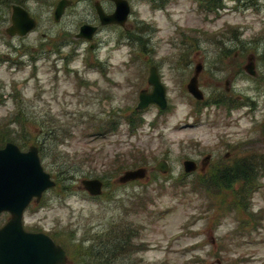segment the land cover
Segmentation results:
<instances>
[{
	"label": "rangeland",
	"instance_id": "rangeland-1",
	"mask_svg": "<svg viewBox=\"0 0 264 264\" xmlns=\"http://www.w3.org/2000/svg\"><path fill=\"white\" fill-rule=\"evenodd\" d=\"M14 1L37 27L9 37L11 9L0 3V136L21 135L10 121L19 114L32 138L49 128L60 134L42 166L61 182L26 209L25 228L54 231L73 249L127 217L134 232L130 264H264V178L240 208L233 190L242 182L217 190L199 181L264 155V0L247 8L225 0L215 13L195 0H128L125 28L99 25L93 4L111 12L106 0H72L58 22L52 18L58 0ZM83 24L98 27L91 41L75 38ZM228 28L239 35L221 36ZM251 56L255 76L244 69ZM197 64L202 101L186 90ZM151 65L168 106H149L133 128L129 117L139 91L150 90ZM221 96L226 100L218 102ZM109 120L117 128L102 134ZM186 159L198 165L189 176ZM160 160L169 165L165 174L154 169ZM140 167L145 178L118 183L124 171ZM101 177L106 182L94 199L80 181ZM67 255V264H77Z\"/></svg>",
	"mask_w": 264,
	"mask_h": 264
},
{
	"label": "water",
	"instance_id": "water-1",
	"mask_svg": "<svg viewBox=\"0 0 264 264\" xmlns=\"http://www.w3.org/2000/svg\"><path fill=\"white\" fill-rule=\"evenodd\" d=\"M114 9L106 13L99 2L94 3V9L101 26L116 25L124 27L131 9L127 0H107ZM70 0H59L53 11L54 21H59L66 7L70 6ZM12 25L6 29L10 36H24L33 30L36 22L28 12L20 6H12ZM97 31V26L83 24L75 35L77 39L92 40ZM92 48V45L90 46ZM245 71L255 75L253 57L248 58ZM202 69L201 64L195 66L194 72L186 90L188 94L201 101L204 96L199 89L198 76ZM147 84L151 91L142 89L138 94L136 110H144L151 105L164 110L167 108L166 88L162 83L158 70L151 66L148 71ZM209 158V157H208ZM205 158L202 163H207ZM183 169L186 173H192L197 169V163L193 160H184ZM155 170L165 174L169 171L168 163L160 160ZM147 169L140 167L124 171L117 179L124 184L130 181L140 180L146 176ZM83 189L91 196L96 197L102 193L103 183L99 179H82ZM55 186L51 176L43 169L38 150L31 146L27 151H21L15 144L8 142L0 149V214H10L9 221L0 228V264H66L65 251L55 244L43 233L27 232L23 228V213L32 199L38 203L43 192Z\"/></svg>",
	"mask_w": 264,
	"mask_h": 264
},
{
	"label": "trees",
	"instance_id": "trees-1",
	"mask_svg": "<svg viewBox=\"0 0 264 264\" xmlns=\"http://www.w3.org/2000/svg\"><path fill=\"white\" fill-rule=\"evenodd\" d=\"M14 0H0V3L9 5ZM204 2V3H203ZM16 3H18L16 1ZM200 8L207 13H215L221 7L220 0H199ZM204 4V5H203ZM228 33L223 32L221 36L234 37V35H239V33L231 28ZM226 50V49H225ZM225 96H221L218 99V102L225 101ZM141 114L138 111H132L129 117V123L131 126L135 125V121H138V115ZM20 116L13 117L14 119L10 120L12 123L21 127V135L13 137L14 135H6L8 132L5 130L0 136V143L4 145L5 142L17 140V145L21 148H27L30 144H34L38 147L39 156L43 163L47 160L48 156L56 153V147L58 142H60V134L58 130H53L49 128L45 132V136L40 139L37 138V135H34L32 138L31 132L28 133L24 130L26 126V115L19 114ZM25 123V124H24ZM103 133L115 131L117 124H114L113 120H109L104 123ZM2 145V146H3ZM118 160V159H117ZM118 166V164H117ZM189 176V175H188ZM55 177H58L55 174ZM98 177V176H96ZM264 178V155H256L247 157L235 164V167H225L224 169H216L213 171L212 176L209 180L201 179L199 180L202 183L203 188H213V189H231V186L235 183L242 182V185L237 189L233 190L234 194V207L240 208L242 202H247L251 194L257 189L258 184L255 183L257 180ZM100 180H104L101 177ZM254 188V191L251 192V188ZM249 195V197H248ZM94 198V197H93ZM97 198V197H96ZM94 198V199H96ZM250 200V199H249ZM124 221L121 222V221ZM127 217H122L117 223H113L108 229H104L102 233H97L92 235L91 239L82 237L80 242L77 244V248L71 247L70 244L66 243L63 239L59 238L58 241L61 245H64V248L69 250L71 257L75 260L77 264H130L133 255V242L132 237L134 232L132 230L128 231V227L132 226L133 223H126ZM141 264V262H137Z\"/></svg>",
	"mask_w": 264,
	"mask_h": 264
},
{
	"label": "flooded vegetation",
	"instance_id": "flooded-vegetation-1",
	"mask_svg": "<svg viewBox=\"0 0 264 264\" xmlns=\"http://www.w3.org/2000/svg\"><path fill=\"white\" fill-rule=\"evenodd\" d=\"M160 1H167V0H160ZM234 2H237L239 5L241 4L243 8H247L248 4L251 2V0H233ZM224 2L225 0H220L221 5V10L224 9ZM220 10H218L219 12ZM33 202H31L32 204ZM30 204V205H31ZM10 219V214L7 212H2L0 214V228L3 227ZM30 231L32 232H42L41 229H37V228H31ZM52 241L56 244V239L55 238H51ZM68 263V262H67Z\"/></svg>",
	"mask_w": 264,
	"mask_h": 264
}]
</instances>
